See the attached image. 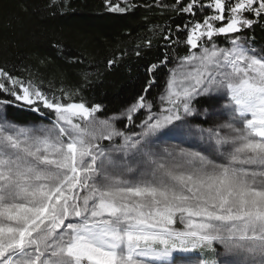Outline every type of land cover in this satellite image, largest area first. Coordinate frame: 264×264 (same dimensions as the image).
Segmentation results:
<instances>
[{
	"label": "snow or ice",
	"instance_id": "1",
	"mask_svg": "<svg viewBox=\"0 0 264 264\" xmlns=\"http://www.w3.org/2000/svg\"><path fill=\"white\" fill-rule=\"evenodd\" d=\"M146 7L189 19L149 29L163 59L118 114L0 67V264H264V48L243 34L264 30V0Z\"/></svg>",
	"mask_w": 264,
	"mask_h": 264
},
{
	"label": "trees",
	"instance_id": "2",
	"mask_svg": "<svg viewBox=\"0 0 264 264\" xmlns=\"http://www.w3.org/2000/svg\"><path fill=\"white\" fill-rule=\"evenodd\" d=\"M52 3L53 0H0V67L25 79L43 81L45 88L51 84L57 90L79 89L76 101L102 105L101 117L118 114L134 103L150 78L147 66L163 59V41L149 29L170 24L175 31L177 24L183 25L189 19L187 15L179 17L171 11L162 14L157 7H146L155 0H112L122 8L139 5L129 7L127 12L109 11L105 0H57L55 7ZM243 34L255 35L254 46L264 48V30L260 26ZM147 37L152 38L153 45L141 48L137 57L136 45ZM217 42L225 46L223 37ZM168 51L172 57L185 54L183 45ZM121 52L127 55L108 68L106 62ZM85 72L89 74L88 81L83 78ZM166 74V69L158 73V83L148 93V100L155 106ZM9 112L18 121L35 118L27 109L14 107ZM143 118L140 113L138 120Z\"/></svg>",
	"mask_w": 264,
	"mask_h": 264
},
{
	"label": "rangeland",
	"instance_id": "3",
	"mask_svg": "<svg viewBox=\"0 0 264 264\" xmlns=\"http://www.w3.org/2000/svg\"><path fill=\"white\" fill-rule=\"evenodd\" d=\"M160 95V94H159ZM159 95L157 96V104H158V97H159ZM158 107V106H157ZM142 113V115L144 116L145 115V113L144 112H141ZM139 116V115H138ZM102 118V117H101ZM126 122V121H125ZM136 123H139V120H138V117H137V120H136ZM119 126V125H118ZM133 131H139V129H132Z\"/></svg>",
	"mask_w": 264,
	"mask_h": 264
}]
</instances>
